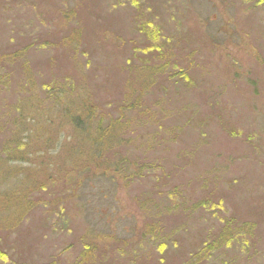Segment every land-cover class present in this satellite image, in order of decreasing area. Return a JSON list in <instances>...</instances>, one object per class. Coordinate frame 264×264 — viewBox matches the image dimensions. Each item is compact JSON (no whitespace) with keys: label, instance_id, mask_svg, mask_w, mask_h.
<instances>
[{"label":"rangeland","instance_id":"rangeland-1","mask_svg":"<svg viewBox=\"0 0 264 264\" xmlns=\"http://www.w3.org/2000/svg\"><path fill=\"white\" fill-rule=\"evenodd\" d=\"M37 111L48 185L0 223V264H264V0H0V146ZM230 216L250 240L198 259Z\"/></svg>","mask_w":264,"mask_h":264},{"label":"trees","instance_id":"trees-1","mask_svg":"<svg viewBox=\"0 0 264 264\" xmlns=\"http://www.w3.org/2000/svg\"><path fill=\"white\" fill-rule=\"evenodd\" d=\"M76 104V103H74ZM18 105V103H17ZM52 106V108H50V110H52L54 108V106L52 104H50ZM37 106L44 108L43 106H41L40 104H37ZM56 108V106H55ZM73 114L77 115L76 118L73 119L72 124L74 125V129H79L80 125L87 123L86 125H89L90 123H92V119L95 118L96 114L94 112V110L91 108L89 109L87 106H83V108L81 107V105L79 106H74L73 107ZM38 116L36 118H32V128L31 129V138L30 140L27 139V135L25 137L26 142L24 144H18L16 142V140L14 138L9 139L8 137H6L7 141L5 144H3L2 146H0V162L3 163L4 165L0 164V170L2 171H6L9 172V175H5L9 177H13V178H17L19 175V177H21L23 185H19L18 189L13 190V191H8L6 193H4L2 196H0V209H2L3 205H5L4 203L8 204V206L5 209V212L7 215H4L6 217H1L0 216V223L1 224H8L10 222V220H16L13 224L9 223V225L13 227H17L15 224L19 223L21 219H23L26 215H28V213L30 212V210H32V208H34L36 206V202H34V197L35 196H31L30 194L33 193H40V191H45L46 187L48 185V182L43 181L42 179V174H43V167H44V159H49L50 158V154L49 156L47 155L45 158H43V154H40L38 156H35L34 153L28 151L27 146H32V141H35L36 143H38L39 141L42 142V144L44 146L45 143L48 144L49 141H53V137H54V129L56 128H51L50 126L55 125L56 122H50V121H42L40 119L41 114L39 113V111H37ZM60 116L64 117V122L69 118V116H71L70 112H61ZM22 117V115H21ZM42 118V117H41ZM99 123L102 124L103 126H105V130H103V132H95L92 136H94L96 134V136L98 137H102V145H101V151H103V146L107 143V141H109V138L112 136L111 131L113 129L116 128V125L114 124V122L109 123V120L105 121L104 119H98ZM61 124V123H60ZM89 128H91V126L89 125ZM30 129V128H29ZM29 129L27 130V133L29 131ZM37 137V138H36ZM91 138V137H90ZM55 139V137H54ZM94 142V141H93ZM93 142H91V144H94ZM98 150L97 155H99L101 153V151H99L100 147L96 148ZM75 150V149H74ZM82 152V151H81ZM79 152V153H81ZM6 153H8L6 155ZM84 153L82 152L81 154H77V156H81ZM6 155V156H5ZM37 157V159H35V157ZM8 160L11 161L13 163H17L19 162V165H23V166H19V165H13V164H9V166L13 167V169H10V167L8 166V162L7 164L4 161ZM40 162V164H42V169L37 171L36 173H30L29 170H27L26 168L28 167V162ZM118 163H116V167L117 169H122L120 166H117ZM7 167V168H6ZM22 170H25L22 171ZM126 173V172H125ZM2 175V174H1ZM4 175V174H3ZM127 175V173H126ZM54 176V175H53ZM17 183V182H16ZM28 192V196L29 197H24L23 193ZM30 193V194H29ZM23 196V197H22ZM18 198L19 201H15ZM25 200H24V199ZM9 220V221H8ZM233 224V225H231ZM8 226V225H7ZM252 227L255 228V225H253V223L251 221H238L235 217L230 216L229 218H226L223 221V225H222V229L216 234L215 238L212 241L209 242H203L202 244L205 246V248L202 249L201 251H194L195 256L200 259V260H204L206 257H210L211 255H214L216 247L221 245H224L225 247L228 246L229 242H238V244L242 243V245H244L243 243H245L248 239L250 240V236L248 234L251 233L252 231ZM150 229H152V227H150ZM159 234H161V230L159 229ZM160 236L157 234V237ZM246 239V241H245ZM219 248V247H218ZM89 252V251H87ZM193 255V254H191Z\"/></svg>","mask_w":264,"mask_h":264}]
</instances>
